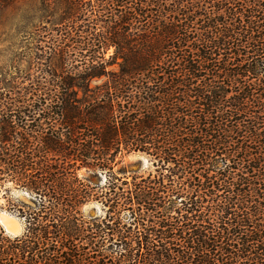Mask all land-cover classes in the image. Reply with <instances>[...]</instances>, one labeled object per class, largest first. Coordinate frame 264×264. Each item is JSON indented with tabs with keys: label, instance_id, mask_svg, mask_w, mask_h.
Instances as JSON below:
<instances>
[{
	"label": "trees",
	"instance_id": "1",
	"mask_svg": "<svg viewBox=\"0 0 264 264\" xmlns=\"http://www.w3.org/2000/svg\"><path fill=\"white\" fill-rule=\"evenodd\" d=\"M37 3L60 35L49 75L0 76V197L27 224L0 264H264V0Z\"/></svg>",
	"mask_w": 264,
	"mask_h": 264
},
{
	"label": "rangeland",
	"instance_id": "2",
	"mask_svg": "<svg viewBox=\"0 0 264 264\" xmlns=\"http://www.w3.org/2000/svg\"><path fill=\"white\" fill-rule=\"evenodd\" d=\"M37 7V0H19L0 7V76L8 77L10 73L14 74L15 72L31 77L49 75L50 70L47 67V60L42 61L44 60L42 56L49 54L51 39L60 35V32L52 27L51 23L54 18L50 16L42 17L37 12ZM37 38L41 40L39 43L36 42ZM37 44L38 47L35 48ZM112 50V48L107 49L105 55L108 56ZM35 57H39L41 60L38 68L32 62ZM49 58L50 60L54 59L51 68L52 70L53 68L56 69L54 72L60 77L77 74V70H80L79 66L74 65L72 67L69 63L59 68L57 60L52 58L51 55ZM117 68L116 62L108 67L109 70H116ZM98 82H93L92 85ZM23 85L27 86L28 83L24 82ZM123 163L128 166V172L135 171L142 176H146L149 171L153 170L151 161L139 152H131L124 156ZM85 174V169L78 171L80 177ZM5 208V200L0 197V227L2 229H4V225L1 224V217L9 215L17 219ZM82 214L84 216L101 215V205L94 201L88 202L82 207Z\"/></svg>",
	"mask_w": 264,
	"mask_h": 264
},
{
	"label": "clouds",
	"instance_id": "3",
	"mask_svg": "<svg viewBox=\"0 0 264 264\" xmlns=\"http://www.w3.org/2000/svg\"><path fill=\"white\" fill-rule=\"evenodd\" d=\"M11 188L12 186L9 185ZM10 195L12 197L21 196L19 191L13 190ZM27 230V224L23 218H17L12 221V226L8 228L7 232L4 233L9 239H15L19 236H22L24 232Z\"/></svg>",
	"mask_w": 264,
	"mask_h": 264
},
{
	"label": "bare ground",
	"instance_id": "4",
	"mask_svg": "<svg viewBox=\"0 0 264 264\" xmlns=\"http://www.w3.org/2000/svg\"><path fill=\"white\" fill-rule=\"evenodd\" d=\"M13 220H16L14 217H11V216H6V217H1V224L4 225V229L7 231L9 227L12 226V221ZM2 225V226H3Z\"/></svg>",
	"mask_w": 264,
	"mask_h": 264
},
{
	"label": "water",
	"instance_id": "5",
	"mask_svg": "<svg viewBox=\"0 0 264 264\" xmlns=\"http://www.w3.org/2000/svg\"><path fill=\"white\" fill-rule=\"evenodd\" d=\"M5 232H7V231L5 230Z\"/></svg>",
	"mask_w": 264,
	"mask_h": 264
}]
</instances>
